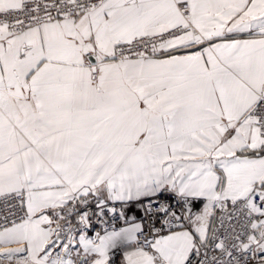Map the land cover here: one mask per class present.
<instances>
[{"label": "snow or ice", "instance_id": "obj_1", "mask_svg": "<svg viewBox=\"0 0 264 264\" xmlns=\"http://www.w3.org/2000/svg\"><path fill=\"white\" fill-rule=\"evenodd\" d=\"M110 201L141 222L89 235ZM124 241L264 264V0H0V264Z\"/></svg>", "mask_w": 264, "mask_h": 264}, {"label": "built area", "instance_id": "obj_2", "mask_svg": "<svg viewBox=\"0 0 264 264\" xmlns=\"http://www.w3.org/2000/svg\"><path fill=\"white\" fill-rule=\"evenodd\" d=\"M109 207H116V213L112 214V213H108L106 216L103 217L104 222L101 223L100 221H98L95 217H93V225H95V227H93L89 233V235L91 236H95L96 232H100L101 234H103L104 230L106 229L107 231H119L120 229L124 228L126 222L129 219H132V217H140L139 214L133 209L132 211H128L127 209H125L126 211V217L125 218H121L119 216L120 211L122 210V204L121 202H109ZM140 239L142 240L143 237H140ZM117 251H114V254Z\"/></svg>", "mask_w": 264, "mask_h": 264}, {"label": "crops", "instance_id": "obj_3", "mask_svg": "<svg viewBox=\"0 0 264 264\" xmlns=\"http://www.w3.org/2000/svg\"><path fill=\"white\" fill-rule=\"evenodd\" d=\"M141 222V219L140 217H136L135 220L133 219H129L124 228H128L130 227L133 223H140ZM14 246V245H13ZM134 246V242H129V241H124V242H121L118 247L115 249L117 252L114 254L113 258L115 259L116 261V264H120V260L122 259V256H123V253L125 251H131L132 250V247ZM114 250V251H115Z\"/></svg>", "mask_w": 264, "mask_h": 264}]
</instances>
